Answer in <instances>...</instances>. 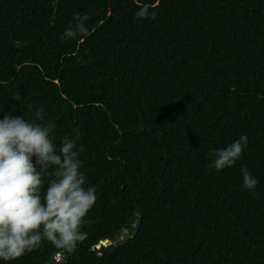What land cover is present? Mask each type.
<instances>
[{
    "label": "trees",
    "instance_id": "1",
    "mask_svg": "<svg viewBox=\"0 0 264 264\" xmlns=\"http://www.w3.org/2000/svg\"><path fill=\"white\" fill-rule=\"evenodd\" d=\"M37 110L97 199L75 252L0 264H264V0H0V120Z\"/></svg>",
    "mask_w": 264,
    "mask_h": 264
},
{
    "label": "clouds",
    "instance_id": "2",
    "mask_svg": "<svg viewBox=\"0 0 264 264\" xmlns=\"http://www.w3.org/2000/svg\"><path fill=\"white\" fill-rule=\"evenodd\" d=\"M149 14V8L141 6L135 16L146 19ZM151 16L155 18V13ZM88 19L87 14L77 13L74 25H69L61 38L88 35ZM35 116L39 123L9 115L0 120V260L5 262L34 251L44 241L67 253L75 252L87 238L81 228L97 199L96 188L85 187L80 171L82 148L77 141L81 134L76 132L75 139L64 137L57 148L50 136L55 125L43 120L42 110ZM247 142V136L241 135L226 147L213 150L215 158L209 167L216 171L232 167ZM50 168L54 170L50 172ZM241 172L243 186L253 189L258 181L246 167L242 166ZM46 175L52 177L47 186Z\"/></svg>",
    "mask_w": 264,
    "mask_h": 264
}]
</instances>
